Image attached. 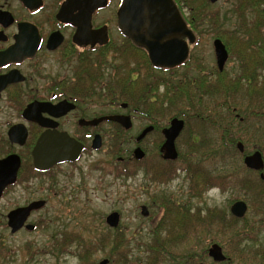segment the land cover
Listing matches in <instances>:
<instances>
[{"label": "flooded vegetation", "instance_id": "obj_1", "mask_svg": "<svg viewBox=\"0 0 264 264\" xmlns=\"http://www.w3.org/2000/svg\"><path fill=\"white\" fill-rule=\"evenodd\" d=\"M173 1L186 21L185 1L181 0L180 3ZM260 3L264 6V2ZM123 6L124 0H103L101 3L98 0H0V184L4 185L0 191V204H4L0 214L4 218L3 227L9 232V236L22 231L34 232L38 228L39 220L32 222V218L41 216L49 199L59 192L56 171L63 166L74 165L84 154L99 151L105 141L107 124L117 127V132H120L121 136L132 128V119L136 118L135 115L147 120L148 124L141 127L135 135V146L131 156L125 160L133 168L142 169L143 174L146 173L144 171L146 164L143 160L150 152L144 140L158 133L160 138L156 147L154 146L153 154L164 169L163 172L157 171L155 175L153 172L148 178L150 182H165L172 171L179 170L178 166L174 165L180 154L178 139L188 124L196 127L199 120L198 115L193 117L181 113L182 116L177 117L155 112L158 92L155 93L154 89L159 87L160 90L162 87L164 90L165 82L170 80L185 84L195 83L201 101L212 106L225 101L219 99L224 93H215L212 90L217 89L219 83H223L230 104L238 95L242 96L240 98L242 103L253 106L251 113L246 115L249 118L243 120L238 114H235L234 118L245 126L257 125L262 134L259 139L247 149L246 145L252 140L236 141L234 130L238 123L230 119L226 127L223 126L221 129L230 132L228 139H215L211 142L215 145L208 146V150L212 151L231 149L228 153L229 160L221 166L219 162H213L211 175L199 176L215 182H220L222 178L218 186L223 190L233 189L231 181L234 174L251 176L252 181L258 183L261 189L257 195L264 200V49L261 41L258 44L252 43L256 39L248 38L249 29L238 36L232 34V39L243 35L247 37L242 43L243 50L235 49V45L230 51L227 50L228 57L222 70L218 68L214 48L215 65L211 64L210 70L206 67L209 63L205 64L201 57L192 60L190 51L186 60L175 67H156L151 64L146 49L137 45L124 33L123 20L127 18L129 11L127 9L123 11ZM252 37L253 35L250 38ZM216 38L213 39L212 46ZM199 42L194 41L192 44L195 43L196 46ZM229 61L233 63L232 68L235 70L224 73ZM188 65L196 72L194 79L186 72ZM239 85L240 88L237 89L240 94H235V87ZM124 97L139 105L147 104L146 113L135 108L129 109L127 101L123 100ZM107 105L111 108L117 105L122 110L129 109L131 114L107 112L105 109ZM230 111L233 112V108ZM109 115H128L131 121L130 128L125 129L120 123L103 118ZM172 118L184 122L183 129L175 139L177 158L174 160L165 159L161 150L165 140L162 129L169 126ZM160 120L167 123L159 125ZM217 126V123L216 126L205 123L206 130H203V133L207 134L210 131L207 130L208 127L215 129ZM147 127L151 129L138 141L136 138ZM200 134L199 130L191 134L186 151L192 154H185L182 162H187L188 157L200 158L199 153L204 147L201 145ZM56 138H60L62 143H67L71 139L73 143L81 144L82 148L75 160L57 161L46 168L52 158L53 140ZM239 142L243 145L242 151L237 147ZM37 144L38 166L34 163L32 153ZM194 144L201 149L193 146ZM135 148L142 150L141 158L133 157ZM236 150L241 160L238 167L235 162ZM254 152L261 154L263 165L260 169L249 168L243 162L246 155ZM122 159L119 155L115 157L117 162L114 163V171L117 176L118 171L122 170V166H119ZM183 168L185 171V166ZM198 172L200 171L192 178L197 180ZM251 179H245L246 187L252 183L249 181ZM162 198V195L152 197L154 202L159 201L158 203L166 207V213L163 215L165 219L160 216L156 222L158 224L163 222L162 225L155 223L157 226H153L152 229H158V226L168 231L176 229L182 215L187 212L191 216L195 215L196 228H201V215L195 213L198 209L189 212L185 206L178 207V203L170 204V200H165V204H162ZM238 200L232 198L227 210L228 220H231V217L244 218L248 209L247 204L246 212L241 218L235 217L230 210L232 204ZM37 201H42L43 204L32 209L23 226L13 231L9 225V214L15 209ZM142 206L140 215L144 218L149 217L148 208L146 216L141 214ZM169 206L171 209L168 210ZM213 213L218 220L217 232L220 233L225 218L216 209H213ZM167 216L168 218L173 216L172 224L167 223ZM221 218L222 220L224 218L222 223ZM263 227L250 229L259 235ZM108 228L115 230L118 227ZM257 234H253L252 237L257 240L256 245L264 253V234L259 236ZM247 243H250L248 238ZM221 248L225 259L216 262L207 253L212 261L210 264H249L240 263L237 258L228 256L224 248ZM203 260L199 256L180 262L204 264Z\"/></svg>", "mask_w": 264, "mask_h": 264}, {"label": "rangeland", "instance_id": "obj_2", "mask_svg": "<svg viewBox=\"0 0 264 264\" xmlns=\"http://www.w3.org/2000/svg\"><path fill=\"white\" fill-rule=\"evenodd\" d=\"M243 3L249 8L255 6L264 9L260 2L256 6L254 2L252 3L248 0L209 2V6L204 10V17L198 20L197 30L199 33L196 34L191 29L195 36V41H200L198 45L190 50L192 60L196 57H201L205 64L209 63L206 67L210 70L211 64L215 65L212 41L218 37L217 34H222L223 32H229L227 34L228 45H230V49H227L228 51L233 49V45L237 49L238 44L244 43V38L247 37L243 35L244 37L240 36L232 39V34L238 36L245 33L246 29H249V39H258L264 45V17L260 20L262 22L260 30L253 29L252 26H244L243 28L241 23L247 25L253 20L249 9L245 13H240V15H245V21L239 17L237 11H234L238 4L241 5ZM184 10L187 17V9L184 8ZM213 14L214 16H212ZM252 35L253 37L250 38ZM232 67L233 63L227 62L224 73L233 72L235 69ZM193 70V67L186 68V72H189L188 74L192 79L196 76V72ZM162 91L163 88L161 87L159 92L155 91V93L160 96ZM105 109L107 112L131 114L130 108L122 110L117 105L113 108L107 105ZM135 116L136 118L132 119V128L122 133L121 136L120 132H117V127L107 124L105 141L99 151L84 154L74 165L63 166L56 171L58 195L49 199L41 216L38 215L36 218H32V222L35 220L38 222L39 220L38 228L34 232L22 231L14 236H9V232L3 227L4 218L0 214V264H80L77 256L79 249L82 250L86 246L91 245V243L97 245L98 240L100 241L99 245L102 246L100 243H104L106 231H109V239L114 235V231L109 229L105 223L106 215L113 211H117L120 214L118 230L119 234L123 233L128 241L126 249L129 254H126L125 258L119 259L118 254L125 250L122 249L121 245L115 250V254H110L109 249L112 241H108L104 247L99 248L96 246L95 248L93 246V253L87 264H98L103 258H107L109 264H115L113 259L116 264H122L124 261L137 264L134 256L139 254V247L136 248V244L139 242L143 244L146 241L147 234L152 231L153 226L158 224L156 223L158 217L162 216V219H165L163 215L166 213V207L158 203L159 201L156 203L152 199L153 196L157 195H162L163 202L170 200V204L178 203V207L185 206L189 212L194 211L193 209L196 208L198 210L195 213H200L201 216L207 209H216L222 217L224 216L225 224H232V221L226 218L228 216L227 210L232 203V198L233 200L236 198L248 205L244 218H248L250 222L253 221L254 224L250 223V226H264V221L262 220L264 219V200L257 195L258 190L261 189L258 183L252 181L251 178L253 177L236 173L233 181H231L233 189L227 188L223 190L218 186L222 178L220 182L210 180L207 183H202L201 178L203 176L198 177L197 180L192 177L190 179L184 171L183 167H186L190 158H187V162H182V159L183 155L189 153L186 149H188L187 143L191 141V134L199 130L201 143L206 144V140L211 142L208 136L215 138L216 129H209L208 127L207 130L210 131H206L208 133L205 134L202 133L201 129L206 130V127H186L178 139V149L182 155L174 165L178 166L179 170H174L173 168L174 171H172V174L165 182H150L148 178L152 176L153 172V175H155L157 171L163 172L164 169L162 163L153 154L160 137L156 132L144 140V144L150 148L149 154L143 160V163L146 164L144 165L146 166L144 169L145 174H143L142 169L138 170L128 165L125 159L131 156L132 149L135 146V135L141 127L148 124L147 120L140 118L141 116ZM166 123L163 120L159 121V125ZM256 126H245L244 124H238V127L235 126L236 141L252 140L246 145V148L250 149L251 144L262 135L258 126ZM219 145L217 144V146ZM203 146L208 147L209 145ZM230 151L231 149L229 148L217 151L210 150L204 157L199 154L200 158H191L195 161L194 170L196 172L200 171L198 176L211 175L210 171L213 169V165L208 161L213 159L214 162H219L220 166L226 164L229 160L228 153ZM237 152L236 150L235 162L240 164V155ZM117 155L123 158L119 165L120 167L122 166V170L118 171V176L114 171V163L117 162L115 157ZM245 179H251L249 181L252 183H249L248 187L245 186ZM191 180H195L194 187L198 188V195H194L195 193L191 191L192 184H194H191ZM141 205L147 206L149 217L144 218L140 215ZM0 207L2 211L4 204L1 203ZM162 223L159 224L162 225ZM167 223H173V216H169V218L167 216ZM217 224L218 222H215L210 234L204 237L201 236V228H196L199 240L191 238L188 242L180 244L176 248V252L181 254L187 249L188 251H194L196 252L195 258L204 257V264H210L212 261L207 255V249L211 243L218 242L226 252L229 246L232 247L228 240L229 232H217ZM160 227H157L158 230L162 229V233L165 234L167 230ZM261 230L262 232L259 235L264 234V229ZM249 235L246 234V236ZM79 241L82 243L79 244ZM204 251H206V254H204ZM108 256L112 258L109 259ZM180 260L186 259L180 258ZM192 264L195 263L193 262Z\"/></svg>", "mask_w": 264, "mask_h": 264}, {"label": "trees", "instance_id": "obj_3", "mask_svg": "<svg viewBox=\"0 0 264 264\" xmlns=\"http://www.w3.org/2000/svg\"><path fill=\"white\" fill-rule=\"evenodd\" d=\"M178 3H180L181 0H176ZM185 1V8L187 9L188 15L186 17V22L187 25L190 29H192L196 34L199 33L197 30V27L199 25L198 20L202 19L204 17L203 13H205L204 10L209 6V1L208 0H184ZM249 2H254L256 6H258L259 2H264V0H248ZM252 8H249L246 6L245 3L241 5L236 6L239 17L245 18V15H240V13H245L249 9V13L252 16L254 21L251 25L248 24V27L252 26L253 29H258L260 30V25L262 22L260 20L264 17V9L260 7H255L251 6ZM255 7V8H253ZM264 8V6H263ZM214 16V14L212 15ZM241 26L244 28L245 23H241ZM257 30V32H258ZM220 33V32H218ZM227 34L229 32H223L222 34H217V38L221 39L224 44L226 49H230V45L228 42V37ZM260 40L256 39L255 41H252V43H259ZM237 42V41H236ZM195 46V43L191 45V50ZM237 46V43H236ZM242 43L238 44L237 49L243 50ZM264 49V45H263ZM190 66L188 65V68ZM165 89L161 92L162 94L158 96L155 102L157 104L154 106L155 112L159 113H167L170 116H177L180 117L182 116L181 113H186L185 115L187 116H193L197 117L199 122L197 123L198 127H204L205 123L212 124L216 126V123L218 126L215 128L217 132L215 133V138L208 136L210 141L212 142L213 140H219V139H228V136H230V132L227 130H221L223 126L226 127L227 121L230 119L236 121L239 125L243 124L239 120L237 121L236 115L238 114L240 117H243V120L247 119L248 116L247 113H251V109L253 106L244 104L240 101V98L242 96L236 95L234 97V101L232 104L229 103L228 97L226 95L227 89L223 83H219L217 85V89H212L215 91V93H224V96L219 97V99L225 100L223 103H218L217 105H210L206 104L205 102H202L201 97L199 96V93L196 91V86L195 83H181L180 81L172 82L166 81L165 84ZM237 88H240V85L235 87V94L239 92ZM154 91L159 92V87L155 88ZM240 94V93H238ZM157 97V96H156ZM223 97V98H222ZM124 101H127L128 107L130 109H137L139 112L146 113L148 109L147 104L139 105L134 101H131L129 98H123ZM222 102V101H221ZM233 108V112L230 111V109ZM186 109V110H185ZM232 115V116H231ZM231 116V117H230ZM230 117V118H229ZM216 119L215 121H211V119ZM249 118V117H248ZM194 125L188 124V127ZM196 126V127H197ZM238 127V126H237ZM203 133V129H201ZM236 132V131H235ZM217 137V138H216ZM206 140V144L201 145H211L214 146V143H211ZM220 144V143H218ZM196 148L201 149L198 145L194 144ZM209 147H204L202 150L201 154L203 157L210 152L208 150ZM192 152H189L187 155H191ZM182 154H179V158ZM184 156V155H183ZM178 158V159H179ZM126 160V159H125ZM208 162L213 164L214 160L211 159ZM238 167V163H236ZM195 166V161L193 159H188V163L186 164L185 171L192 179L191 177L194 176V173L196 171L194 170ZM197 175V174H196ZM200 177V176H198ZM202 183H207L209 180H206L205 177L201 178ZM191 184L195 182V180L190 181ZM195 183L192 184L191 191H193L195 194L198 195V188L194 187ZM164 200V199H163ZM168 201V200H166ZM162 204H165V202H162ZM167 209H171V207H167ZM188 211V209H187ZM230 221H232V224H224L223 225V230L222 233H227L228 234V240L232 244V247L227 248V255L232 256L237 258L240 263H249V264H264V253L263 250L256 245V239L252 237L254 234V230L250 229L252 226H250V223L254 224L253 221L250 222L248 218H243V219H237L233 218ZM195 215H190L188 212L187 214L185 213L181 217V222L178 223L176 226V229H170L169 231L167 230L165 234L162 233V229H152L147 234L146 241L141 244V242L136 244V248H138V253L135 255V259L137 261V264H181L180 258H185V259H194L196 256V252L184 250L183 253L179 254L176 252V248L180 246V244L188 242L191 238L194 240H199V235L196 234V224H195ZM199 219H197L198 221ZM224 220V218H223ZM222 218L220 219V223H222ZM264 221V219H262ZM183 221V222H182ZM196 221V222H197ZM242 221L241 223H239ZM218 222L216 215L213 213V210L207 209L203 215L201 216V236H208L210 234L211 228L214 226V223ZM222 226V224H221ZM253 228V227H252ZM114 235L110 238L109 231L105 232V239L104 243L101 242L99 245V240L97 245H94L91 243L88 247L86 246L82 250H78L77 256L80 260V264H87L89 261V258L91 257L93 253V246H98L99 248L104 247L105 244L108 241H112V245L109 249L110 254L113 253L115 254V250L121 245L123 250L121 253L118 254L119 259L125 258L126 254H129L128 250L126 249L128 246V241L125 239L124 234H119L118 228L113 230ZM195 232V234H194ZM250 232V237L246 236V234H249ZM257 234V233H256ZM101 236V234H100ZM196 236V238H194ZM64 237V235H63ZM100 238V237H99ZM247 238L250 239V243H247ZM66 242V240H64ZM63 242V243H64ZM82 242L79 241V244ZM58 245V244H56ZM54 246V245H53ZM61 246V243H60ZM204 254H206V251H204ZM109 259L112 257L108 256ZM204 258V257H203ZM118 260V259H116ZM119 261V260H118ZM113 262L116 264V261L113 259ZM122 264H134V263H127V262H122Z\"/></svg>", "mask_w": 264, "mask_h": 264}, {"label": "water", "instance_id": "obj_4", "mask_svg": "<svg viewBox=\"0 0 264 264\" xmlns=\"http://www.w3.org/2000/svg\"><path fill=\"white\" fill-rule=\"evenodd\" d=\"M94 1V0H87ZM214 3L218 0H208ZM103 2V0H98ZM125 11L127 9L128 16L123 20V31L134 42L142 46L148 52V57L153 66L156 67H175L183 63L189 54V44L195 41V36L192 30L188 27L186 21L180 15L179 9L173 0H124ZM126 20L128 22H126ZM131 21V23H130ZM217 65L219 70H222L224 63L228 57V52L221 39L216 38L213 42ZM125 106V104H123ZM106 120H112L120 123L125 129L130 128L131 121L128 115H109L103 117ZM184 122L178 118H172L168 127L162 129L164 142L161 150L165 159L174 160L177 158V150L175 147V139L183 129ZM151 129L145 128L136 138L138 141ZM99 145H96L98 147ZM240 151L243 149L242 143H237ZM67 148V149H66ZM82 148L81 144L73 143L69 140L67 143H62L60 138L53 140L52 158L45 166L46 168L53 163L62 160H75ZM38 144L33 149L34 163L38 166ZM143 152L140 148H135L133 157L141 158ZM244 164L253 169L262 168L263 161L259 152L246 155L243 159ZM0 184V191L3 188ZM43 204L42 201L30 203L26 207L13 210L9 214V225L15 231L23 226L29 212L38 208ZM247 205L244 201H235L231 206V212L235 217L241 218L244 216ZM141 214H148L147 207H141ZM120 214L117 211L110 212L105 217V223L110 227H118ZM208 255L216 262L225 259L222 248L213 243L207 250ZM98 264H108V259L103 258Z\"/></svg>", "mask_w": 264, "mask_h": 264}]
</instances>
